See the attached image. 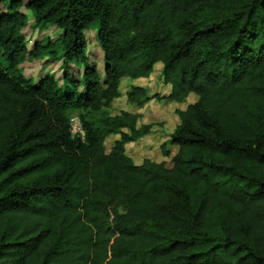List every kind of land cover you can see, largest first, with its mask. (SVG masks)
<instances>
[{"label": "trees", "instance_id": "16d2710c", "mask_svg": "<svg viewBox=\"0 0 264 264\" xmlns=\"http://www.w3.org/2000/svg\"><path fill=\"white\" fill-rule=\"evenodd\" d=\"M23 8L59 38L29 50ZM29 55L62 78L26 77ZM158 63L168 100L198 96L172 166L127 154L151 128L138 114L87 116ZM0 264H264V0H0Z\"/></svg>", "mask_w": 264, "mask_h": 264}, {"label": "rangeland", "instance_id": "374dc122", "mask_svg": "<svg viewBox=\"0 0 264 264\" xmlns=\"http://www.w3.org/2000/svg\"><path fill=\"white\" fill-rule=\"evenodd\" d=\"M5 10L6 6H2ZM22 11L28 16V26L25 29L27 46L31 50L36 42L43 38L57 40L61 31L52 25H36L34 13L26 8ZM95 32L90 31L88 36V53L90 60L98 65L100 75H103V82L107 80L104 73V59L101 48L95 40ZM63 60H50L48 58H35L28 56L21 65V69L26 77L36 81L46 73H53L58 78H62ZM73 69V74L75 68ZM77 76V74H76ZM141 86L146 89L147 95L139 103H132L128 100V93L135 87ZM171 92V85L164 81L163 64L158 63L153 73L145 78L126 77L121 81L120 96L116 98L109 107L100 112L88 113L91 120H97L106 115H117L128 111L139 115L138 127L150 125L148 133L139 137L137 140L125 144L126 152L133 158L135 163L140 164L144 159L164 163L166 166L173 165V158L178 151V146L171 142L172 134L180 124L179 110L185 109L189 104L197 101L196 94H190L183 102H175L167 99ZM80 115L79 112L75 111ZM131 134L129 128L121 129L120 133L111 134L106 138V150L109 151L117 140L121 139V133ZM168 152V154H166Z\"/></svg>", "mask_w": 264, "mask_h": 264}, {"label": "built area", "instance_id": "2783aa9c", "mask_svg": "<svg viewBox=\"0 0 264 264\" xmlns=\"http://www.w3.org/2000/svg\"><path fill=\"white\" fill-rule=\"evenodd\" d=\"M70 127L73 135H78L81 136L82 138L85 137V128L83 126L82 119L78 114L74 113L71 116Z\"/></svg>", "mask_w": 264, "mask_h": 264}]
</instances>
